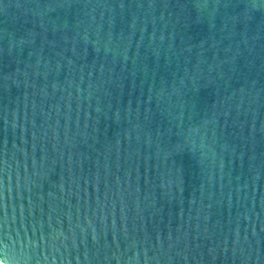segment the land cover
I'll list each match as a JSON object with an SVG mask.
<instances>
[{"label": "water", "instance_id": "1", "mask_svg": "<svg viewBox=\"0 0 264 264\" xmlns=\"http://www.w3.org/2000/svg\"><path fill=\"white\" fill-rule=\"evenodd\" d=\"M2 264H264V0H0Z\"/></svg>", "mask_w": 264, "mask_h": 264}, {"label": "bare ground", "instance_id": "2", "mask_svg": "<svg viewBox=\"0 0 264 264\" xmlns=\"http://www.w3.org/2000/svg\"><path fill=\"white\" fill-rule=\"evenodd\" d=\"M0 264H2V263L0 262Z\"/></svg>", "mask_w": 264, "mask_h": 264}]
</instances>
